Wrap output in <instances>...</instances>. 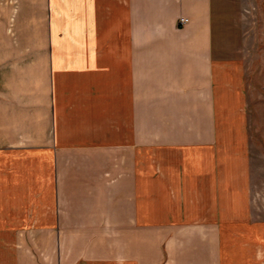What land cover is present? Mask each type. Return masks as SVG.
Masks as SVG:
<instances>
[{"label": "crops", "instance_id": "0c3cea01", "mask_svg": "<svg viewBox=\"0 0 264 264\" xmlns=\"http://www.w3.org/2000/svg\"><path fill=\"white\" fill-rule=\"evenodd\" d=\"M213 5L0 0V264H264Z\"/></svg>", "mask_w": 264, "mask_h": 264}, {"label": "rangeland", "instance_id": "374dc122", "mask_svg": "<svg viewBox=\"0 0 264 264\" xmlns=\"http://www.w3.org/2000/svg\"><path fill=\"white\" fill-rule=\"evenodd\" d=\"M223 56L244 70L254 215L264 219V0H213Z\"/></svg>", "mask_w": 264, "mask_h": 264}, {"label": "built area", "instance_id": "2783aa9c", "mask_svg": "<svg viewBox=\"0 0 264 264\" xmlns=\"http://www.w3.org/2000/svg\"><path fill=\"white\" fill-rule=\"evenodd\" d=\"M178 20H179V23L181 24H184L188 21V19H186L185 17H180Z\"/></svg>", "mask_w": 264, "mask_h": 264}]
</instances>
